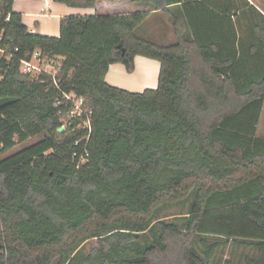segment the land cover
I'll return each mask as SVG.
<instances>
[{
  "label": "trees",
  "instance_id": "1",
  "mask_svg": "<svg viewBox=\"0 0 264 264\" xmlns=\"http://www.w3.org/2000/svg\"><path fill=\"white\" fill-rule=\"evenodd\" d=\"M137 1L172 19L175 42L139 33L150 11L67 15L54 36L0 0V264H209L231 242L257 251L246 264H264V11L250 0ZM34 51L61 62L60 88L21 71ZM137 55L160 62L156 88L106 80L116 62L134 71ZM62 90L87 99L90 128L75 118L59 131ZM184 202L182 225L154 220Z\"/></svg>",
  "mask_w": 264,
  "mask_h": 264
},
{
  "label": "crops",
  "instance_id": "2",
  "mask_svg": "<svg viewBox=\"0 0 264 264\" xmlns=\"http://www.w3.org/2000/svg\"><path fill=\"white\" fill-rule=\"evenodd\" d=\"M14 9L22 14L23 21L30 30L54 36L60 34V20L67 15L150 11L149 20V18L159 13V11L153 9L150 3L137 0H98L95 7H75L55 0H14ZM139 63L140 74L137 75ZM159 72L160 62L158 60L144 55H137L134 71L129 72L123 63L116 62L110 66L106 80L112 85L131 91H143L146 88H156L158 86ZM151 74H154V76H151Z\"/></svg>",
  "mask_w": 264,
  "mask_h": 264
},
{
  "label": "rangeland",
  "instance_id": "3",
  "mask_svg": "<svg viewBox=\"0 0 264 264\" xmlns=\"http://www.w3.org/2000/svg\"><path fill=\"white\" fill-rule=\"evenodd\" d=\"M255 2L261 10L264 11V0H250ZM139 33L145 35L147 38L156 41L161 44H171L176 41V34L172 19L166 17L162 12L147 19V21L140 27ZM140 74V63L137 71ZM64 123L67 125V118H64ZM65 129V126H64ZM258 136H264V108L261 115L258 131ZM43 136L31 137L25 142L18 143L12 150L8 151L5 155H10L19 151L27 145L35 143L42 139ZM190 202L170 204L160 208L155 213L154 220L164 219L168 221H176L180 225L183 224L188 211ZM150 235L142 236V243H147L155 237L152 233ZM211 240H215V237H209ZM96 240H89L86 243V249L88 250ZM257 251L249 246H244L236 243H228L222 246L215 256L209 261V264H246L245 259L247 256H254Z\"/></svg>",
  "mask_w": 264,
  "mask_h": 264
},
{
  "label": "built area",
  "instance_id": "4",
  "mask_svg": "<svg viewBox=\"0 0 264 264\" xmlns=\"http://www.w3.org/2000/svg\"><path fill=\"white\" fill-rule=\"evenodd\" d=\"M34 32V30H31ZM2 54L7 53L5 49H0ZM13 56L12 53L7 55L9 59ZM20 68L24 73H31L32 75L39 78L40 75H47L53 81V84L60 88V79L59 74L62 69V64L60 61L43 57L39 51H34L29 57L22 58L20 60ZM65 103L66 107L69 109L67 115V123H71L72 119L79 118L81 121L79 125L86 127H91V114L92 109L87 103V99L84 96H80L75 92H67L62 90V98L57 99L56 105H62ZM63 126L66 127V124ZM89 153H86V156L81 160L82 163L87 162V156Z\"/></svg>",
  "mask_w": 264,
  "mask_h": 264
},
{
  "label": "water",
  "instance_id": "5",
  "mask_svg": "<svg viewBox=\"0 0 264 264\" xmlns=\"http://www.w3.org/2000/svg\"><path fill=\"white\" fill-rule=\"evenodd\" d=\"M63 129H64V126L60 127V128H59V131H62Z\"/></svg>",
  "mask_w": 264,
  "mask_h": 264
},
{
  "label": "bare ground",
  "instance_id": "6",
  "mask_svg": "<svg viewBox=\"0 0 264 264\" xmlns=\"http://www.w3.org/2000/svg\"><path fill=\"white\" fill-rule=\"evenodd\" d=\"M151 76H154V74H151Z\"/></svg>",
  "mask_w": 264,
  "mask_h": 264
}]
</instances>
